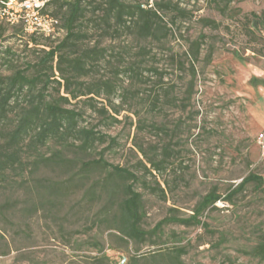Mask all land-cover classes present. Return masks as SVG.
Wrapping results in <instances>:
<instances>
[{
    "label": "rangeland",
    "instance_id": "rangeland-1",
    "mask_svg": "<svg viewBox=\"0 0 264 264\" xmlns=\"http://www.w3.org/2000/svg\"><path fill=\"white\" fill-rule=\"evenodd\" d=\"M179 1L192 16L179 21L167 39L151 43L155 58L148 59L166 72L163 86L177 98L175 105L150 107L154 87L149 91L150 83H133L124 74L123 86H140L150 95L126 101L118 114L104 97L94 96L96 107L105 106L119 121L102 119L87 102L73 100L85 110L79 125L94 126L116 137L117 144L96 143L87 152L79 151L77 140L66 147L50 140L37 151L23 147L21 165L0 178V264H170L159 254L175 247L185 249L184 264H264L253 252L264 240V0ZM251 13L261 19L258 29L250 24ZM97 38L94 35L90 43ZM111 40L106 37L102 44L116 50L127 45L132 52L142 43L130 35ZM195 41L200 53L192 80L189 48ZM3 43L16 48L20 44L16 39ZM110 60L89 79L111 75L116 61ZM252 76L257 79L250 83ZM190 82L193 94L186 101ZM112 104L119 106L120 97L113 96ZM152 124H164L165 133L156 132ZM169 140L174 154L164 172L152 171L154 179L139 166L144 159L135 144L150 151ZM57 149L64 158L77 159L65 167L44 159L35 162ZM100 153L108 162L130 168L151 187L154 180L161 184L164 197L140 180L136 183L142 192L140 224L148 230L173 214L188 217L209 190L224 194L250 172L260 175L263 184L257 188L248 183L231 202L217 201L216 208H207L200 217L207 227L170 222L156 237L125 242L103 221L106 198L99 197L98 186L92 188L104 172L94 171L81 185L61 188L78 170V159L98 158Z\"/></svg>",
    "mask_w": 264,
    "mask_h": 264
},
{
    "label": "trees",
    "instance_id": "trees-1",
    "mask_svg": "<svg viewBox=\"0 0 264 264\" xmlns=\"http://www.w3.org/2000/svg\"><path fill=\"white\" fill-rule=\"evenodd\" d=\"M45 11L58 20L61 31L54 38L42 34H27L21 22H0V178L9 169H16L21 165L24 146L37 151L50 140L62 142L63 147L66 144L75 145L73 141L77 140L79 142L75 146L79 151L87 152L96 143L107 142L108 147L116 145V137L103 134L95 130L94 126H80L85 110L76 107L72 101L87 102L93 111L102 115V119L119 121L109 114L105 106L97 108L94 96L104 97L114 113L118 114L126 101L150 95L140 86H123V74L133 83H150L149 91L154 87L148 100L150 107L162 108L167 102L175 105L177 100L167 86H163L166 72L159 69L155 61L149 62L155 58L149 45L162 42L173 35V28L178 22L192 16L191 11L181 6L179 0H51ZM250 19L251 26L258 29L261 25L260 17L251 13ZM7 30L10 31L9 34H5ZM96 34L98 38L90 43ZM129 35L136 42H142L134 52L127 45L116 50L113 45L102 44L106 37L112 39V42ZM9 39L18 40L19 48L3 43ZM189 51V70L193 80L196 75L193 63L200 53L199 42L195 41ZM112 58L116 62L112 63L111 75L89 79L92 73H97ZM1 68H6L8 72L2 73ZM254 79L257 78L252 76L250 83ZM260 82H263L262 79ZM140 93L143 95L140 96ZM192 94L193 83L190 82L184 99L189 101ZM113 96L120 97L119 106L112 104ZM151 128L165 133L166 126L152 124ZM135 146L144 159L138 161L139 166L154 179L156 175L152 171L164 172L175 151L170 140L150 151L141 144L136 143ZM40 159L65 167L71 166L69 163L77 158L66 159L60 149H57L50 156H41L35 162ZM78 161V170L72 171L65 184L60 187L79 186L92 172H104L100 179L93 181L92 188H100V198L105 195L106 200L102 205L103 221L107 222V227L115 229L117 237L125 242H140L156 237L162 225L170 222L207 227V223L200 219L207 208H216L217 201L231 202L233 196L248 183H254L257 188L263 184L260 175L250 172L234 187L230 185L224 194L217 192L216 188L209 190L196 203L188 217L173 214L162 218L148 230L140 224L143 216L142 192L136 187L140 180L145 188H149L151 186L148 181L140 179V176L126 166L108 162L102 153L98 158L86 161L80 158ZM154 182L156 185L151 189L159 191L164 197L161 184L156 180ZM184 251L183 247H175L159 256L167 259L170 264H184L181 260ZM253 252L264 258V240L254 247Z\"/></svg>",
    "mask_w": 264,
    "mask_h": 264
},
{
    "label": "built area",
    "instance_id": "built-area-1",
    "mask_svg": "<svg viewBox=\"0 0 264 264\" xmlns=\"http://www.w3.org/2000/svg\"><path fill=\"white\" fill-rule=\"evenodd\" d=\"M51 0H0V22H21L27 34H42L54 38L60 34L58 20L45 8ZM264 153V137L260 134Z\"/></svg>",
    "mask_w": 264,
    "mask_h": 264
}]
</instances>
